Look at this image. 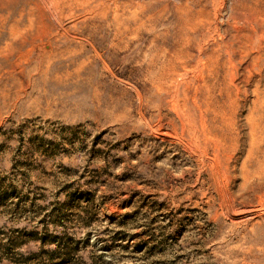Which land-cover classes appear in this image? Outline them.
<instances>
[{"label":"rangeland","instance_id":"obj_1","mask_svg":"<svg viewBox=\"0 0 264 264\" xmlns=\"http://www.w3.org/2000/svg\"><path fill=\"white\" fill-rule=\"evenodd\" d=\"M50 260L264 264V0H0V264Z\"/></svg>","mask_w":264,"mask_h":264},{"label":"trees","instance_id":"obj_2","mask_svg":"<svg viewBox=\"0 0 264 264\" xmlns=\"http://www.w3.org/2000/svg\"><path fill=\"white\" fill-rule=\"evenodd\" d=\"M54 252H55V251H52L51 254H54ZM33 259H34V258H33ZM51 261H52V260H50V263H49V264H53ZM37 264H38V263H37Z\"/></svg>","mask_w":264,"mask_h":264}]
</instances>
